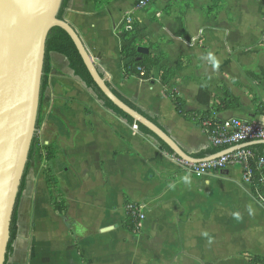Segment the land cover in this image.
Returning <instances> with one entry per match:
<instances>
[{"label": "crops", "instance_id": "1", "mask_svg": "<svg viewBox=\"0 0 264 264\" xmlns=\"http://www.w3.org/2000/svg\"><path fill=\"white\" fill-rule=\"evenodd\" d=\"M139 1L71 0L65 13L107 83L158 119L190 155L212 144L168 94L191 115L212 111L215 96L227 92L240 106L217 113V120L264 127L253 102L264 105V0H240L248 5L246 18L238 15V0H223L226 10L218 15L205 13L211 0H156L137 8ZM124 15L137 24V39L149 53L163 58L154 82L125 74ZM242 28L251 36L239 43L234 35ZM51 68L37 132L42 152L26 178L6 264H249L246 256L264 257V207L242 165L194 177L106 109L64 56L51 54ZM163 68L175 71L166 87ZM48 172L60 198L48 187ZM54 201L63 202L65 214ZM126 201L146 215L138 233L123 227Z\"/></svg>", "mask_w": 264, "mask_h": 264}, {"label": "water", "instance_id": "2", "mask_svg": "<svg viewBox=\"0 0 264 264\" xmlns=\"http://www.w3.org/2000/svg\"><path fill=\"white\" fill-rule=\"evenodd\" d=\"M63 0H0V264L6 263L11 224L20 187L37 132L46 43L54 28L72 39L93 81L119 110L153 133L183 162L200 164L239 150L264 145V140L231 147L195 159L158 125L120 100L108 87L77 32L58 19ZM139 54L148 55L144 47Z\"/></svg>", "mask_w": 264, "mask_h": 264}, {"label": "trees", "instance_id": "3", "mask_svg": "<svg viewBox=\"0 0 264 264\" xmlns=\"http://www.w3.org/2000/svg\"><path fill=\"white\" fill-rule=\"evenodd\" d=\"M155 1L156 0H151L150 5H152ZM211 1H212V5L208 6L205 9V13L208 15H218L226 7V4L223 0H211ZM70 2L71 0L62 1V5L58 13L59 20H64L65 13L69 9ZM138 34L139 32L137 31V24L135 22L132 26L127 27L124 32V39L126 40L127 43H129V45L123 46L121 50L122 60L129 61V64L125 68V74L127 77L135 76L142 80L154 82L153 69L160 65L163 58L158 57V56H153L151 53H149L148 55L139 54L138 49L140 47H146V45L144 44V42L137 39ZM54 53L62 55L68 60L70 69L74 72V75L80 78V80L86 85V87L95 94L97 99L103 103L106 109L122 117L129 125L134 126L136 124L138 126V131L142 135L154 139L158 143L160 148L168 156L174 159L180 160L174 154V152L166 144H164L160 139H158L153 133H151L148 129H146L142 125L135 123L132 118L124 114L121 110H119L116 106H114L113 103H111L104 96V94L100 91V89L97 87V85L93 81L72 39L64 30L60 28H54L50 31L48 40L46 43V57H45V63H44V74L42 78L41 100H40L39 117H38V122H37V132L40 127L41 106H42L43 99L45 97V94L49 86V75L51 74V71H52L51 54H54ZM139 70L143 71V75L141 74ZM174 76H175L174 70L163 68L161 78H160L161 84L164 87H166L169 81ZM107 85L113 91V93L120 100H122L125 104H127L132 109L139 112L141 115H143L144 117H146L147 119H149L150 121L158 125L164 132H166L169 136H171L170 132L158 122V119L149 117L139 107L129 102L120 93L114 90V88L111 85H109L108 83ZM168 96L174 103L177 112L182 117L188 120H193L200 126L203 120L215 119L217 113L228 111V110H235V109H238L240 106L237 99L233 98L231 95L225 92L223 98L215 96L214 98L215 106L212 111L190 115L183 111V107H184L183 101L177 98L174 94H168ZM253 102L257 104V109H256L254 116L264 115V105L258 104L256 99H254ZM216 121H218L217 118H216ZM37 132H36V135L34 137V140L31 146L29 161H28L25 173H24V177H23L22 184L20 187V192H19L18 199H17L14 216L12 219L10 242H9L8 249H7L6 262L9 258V255L11 254L13 250V245L18 235V209H19V205L22 199V194L26 187V178L31 169V163H32L34 156L40 155L42 152V149L39 144ZM246 143H249V142H246ZM229 148H230L229 146L215 147L211 145L208 149L198 154H193L191 156L195 159H205L207 157H210L212 155L225 151ZM246 150L251 153V156L249 158V164L247 168L244 169V172L245 173L249 172L251 174L250 184H251L253 196L255 200L262 207H264V183H263L264 182V170L259 167V160L264 158V145L253 146ZM51 158H52L51 155L49 153H46V157H45L46 161L51 160ZM47 184L49 188L54 190L56 197L60 198L59 196L60 192L58 190L57 181L51 175L50 172H48V175H47ZM53 205H54L55 210L59 212L60 214H63L65 212L64 210L65 206L62 201H54ZM137 207L138 205H134V204H131L129 201H126V219L123 222V227L125 230L132 232V233H138L141 230L140 223L137 219V216H138V212L136 210ZM246 259L248 260L249 264H264V257L246 256Z\"/></svg>", "mask_w": 264, "mask_h": 264}, {"label": "built area", "instance_id": "4", "mask_svg": "<svg viewBox=\"0 0 264 264\" xmlns=\"http://www.w3.org/2000/svg\"><path fill=\"white\" fill-rule=\"evenodd\" d=\"M151 0H140L137 4V8L148 7ZM134 24V20L130 15L125 17L124 29ZM143 75V71L139 70ZM204 131L207 133L210 142L215 147L229 146L234 147L244 144L246 142L264 140V127L251 121H244L240 119H231L227 121H216L215 119L203 120L201 124ZM134 129H138L135 124ZM251 153L247 150H239L232 154L222 156L219 159L211 160L209 162H202L200 164H190L180 161V166L183 170L192 174L196 178H205L210 173L227 169L231 165L240 164L244 169L249 164V158ZM259 167L264 170V158L259 160ZM245 178L250 182L251 174L245 173ZM264 183V182H263ZM138 216L137 219L142 226L145 221L146 215L142 212L140 206L137 207Z\"/></svg>", "mask_w": 264, "mask_h": 264}, {"label": "rangeland", "instance_id": "5", "mask_svg": "<svg viewBox=\"0 0 264 264\" xmlns=\"http://www.w3.org/2000/svg\"><path fill=\"white\" fill-rule=\"evenodd\" d=\"M238 1H240V0H238ZM241 2V5H237V3H236V7L235 8H237V12H238V15L240 14V15H242V17L243 16H245V15H243V13H244V11H243V9H242V7L244 6V7H247L244 3H243V1H240ZM229 4H230V2H229ZM226 10V9H225ZM127 16V15H126ZM125 15L123 16L124 17V19H125V17H126ZM245 18H246V16H245ZM123 29H124V27H123ZM249 36H251V33H246L245 31H244V29L242 28V29H239L238 30V32L234 35V37H236V41H239V43L240 42H242V41H246V40H250L249 39Z\"/></svg>", "mask_w": 264, "mask_h": 264}, {"label": "clouds", "instance_id": "6", "mask_svg": "<svg viewBox=\"0 0 264 264\" xmlns=\"http://www.w3.org/2000/svg\"><path fill=\"white\" fill-rule=\"evenodd\" d=\"M209 59L211 60V62H212V64L214 66L218 67V62L215 60V58L209 56ZM183 179H184L185 182H189V177L188 176H185Z\"/></svg>", "mask_w": 264, "mask_h": 264}]
</instances>
